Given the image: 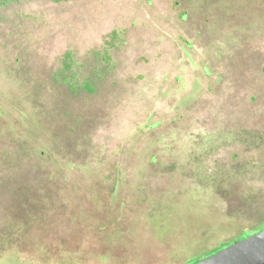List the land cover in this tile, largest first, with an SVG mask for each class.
Wrapping results in <instances>:
<instances>
[{"label": "rangeland", "instance_id": "obj_1", "mask_svg": "<svg viewBox=\"0 0 264 264\" xmlns=\"http://www.w3.org/2000/svg\"><path fill=\"white\" fill-rule=\"evenodd\" d=\"M263 229L264 0L0 8V264H187Z\"/></svg>", "mask_w": 264, "mask_h": 264}, {"label": "water", "instance_id": "obj_2", "mask_svg": "<svg viewBox=\"0 0 264 264\" xmlns=\"http://www.w3.org/2000/svg\"><path fill=\"white\" fill-rule=\"evenodd\" d=\"M194 264H264V229Z\"/></svg>", "mask_w": 264, "mask_h": 264}, {"label": "trees", "instance_id": "obj_3", "mask_svg": "<svg viewBox=\"0 0 264 264\" xmlns=\"http://www.w3.org/2000/svg\"><path fill=\"white\" fill-rule=\"evenodd\" d=\"M19 1L20 0H0V8L9 6L10 4L15 3V2H19ZM51 1H53L55 3H58V2L68 1V0H51ZM63 63H64V67H63L64 70H61V73L65 72V71L71 72V70H72V60H71V58H70V56L68 54H67L66 58L64 59ZM96 69H95V71H96ZM61 73H59V75H61ZM100 74L101 73H98V74H96V76H100ZM75 75L76 74H74V73H72L71 75H67L65 77V79L63 80L64 83L67 85V87L69 88V90L71 92L76 93L78 91H83L85 93H92L94 91L96 82L91 77H88V78H85V79H83L81 81H78L77 78L75 77ZM221 249H223V248L217 249L215 252L211 253L210 255L218 252ZM206 257H208V256L199 257V258H197L195 260H191L187 264H194V263H196V262H198V261H200V260H202V259H204Z\"/></svg>", "mask_w": 264, "mask_h": 264}]
</instances>
